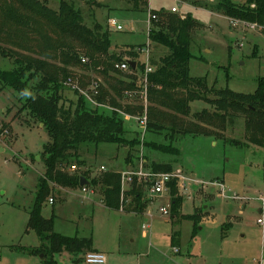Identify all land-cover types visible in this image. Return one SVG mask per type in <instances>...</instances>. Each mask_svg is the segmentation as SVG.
Returning <instances> with one entry per match:
<instances>
[{"label":"rangeland","instance_id":"rangeland-1","mask_svg":"<svg viewBox=\"0 0 264 264\" xmlns=\"http://www.w3.org/2000/svg\"><path fill=\"white\" fill-rule=\"evenodd\" d=\"M40 1L47 2L55 11L60 9L61 0ZM65 1L79 12L84 26L100 25L102 32L111 33L110 53L123 54L127 48L146 47L149 43L152 62L159 64L169 52L150 41L149 32L153 29L150 16L155 14L160 22L168 23L171 14L182 18L190 15L199 24L193 30L190 48L194 56L190 59L192 77H205L209 86L218 90L229 88L237 93L253 94L258 79L264 76L263 36L242 23L234 26L231 19L217 11L219 0ZM234 2L243 5L246 0ZM173 8L178 12L172 13ZM161 13L168 15H159ZM111 18L123 26V32L109 27ZM41 37L54 46L61 41L63 45L71 44V39L61 36L60 32L53 33L48 27L44 31L40 29L27 41L38 44ZM78 52L90 60L84 50ZM124 58L128 60L127 56ZM89 62L91 64V60ZM83 65L70 68V79L65 82L67 101L76 103L79 89H89L94 82L104 87L109 95H115L106 81L104 65L99 69ZM13 68V61L0 57V69ZM125 75L129 74H109L118 80H128ZM32 85L29 83L28 92L35 96ZM1 86L0 264H50L51 256L45 258L44 254L30 252L40 247L41 242L33 231L27 232V225L40 178L46 172L44 147L51 138L42 124L29 125V111L23 110L25 99L11 88L2 91ZM115 98L123 106H143L144 103L140 89ZM205 109H210L205 101L192 103L189 120L196 121L194 114ZM135 117L140 120L142 115ZM137 120L126 121L125 136L130 141L126 147L82 144L80 161L73 163L76 169L63 166L68 174L83 176L89 182L97 180V185L90 184L86 191L82 187L66 191L54 187L55 191L44 205L43 215H57L55 231L92 238L106 255L107 264H264V224L258 223L259 220L264 222V148L248 141L246 117L237 116L224 132L212 137H179L173 144L180 149V156L166 155L147 147L146 143L167 145L171 140L165 133L143 132ZM225 140H236L247 147L240 149L226 144ZM153 162L171 163L174 173H182L184 179H178L179 193L183 197L180 215L197 214V220L173 218L170 192L151 198L148 187L144 188V198L152 200L148 201L143 214L106 208L101 184L104 173L116 172L123 177V173L139 172L141 168L148 173ZM219 185L224 187L225 195ZM131 186L125 183V190H130ZM50 198L54 204L49 202ZM132 201V197H125L126 208ZM163 208L170 214L163 215ZM226 225H231L230 229L223 230ZM178 232L180 245L175 249L171 238ZM84 253L57 254L55 261L56 264H86Z\"/></svg>","mask_w":264,"mask_h":264},{"label":"trees","instance_id":"trees-1","mask_svg":"<svg viewBox=\"0 0 264 264\" xmlns=\"http://www.w3.org/2000/svg\"><path fill=\"white\" fill-rule=\"evenodd\" d=\"M144 5L147 6L146 3ZM216 8L228 18L264 25V0H246L243 5L236 4L234 0H219ZM168 17V23H162L158 18L151 19L153 29L149 32L150 41L167 48L169 54L162 57L159 64L153 62L157 68L149 76L146 131L158 135L165 133L171 141L167 145L151 142L146 143V146L166 155L180 156V149L173 144L179 137H212L224 132L229 122L242 115L246 117L248 141L264 148V76L258 79L253 94L237 93L229 88L218 90L210 87L205 77H192L190 59L194 56L190 48L193 30L199 24L190 15L182 18L171 14ZM46 27L53 33L60 32L61 36L71 39V44L63 45L61 41L54 46L43 40V37L38 44L27 41L28 37L40 29L44 31ZM111 45L110 32H102L100 25L94 28L84 26L82 16L65 0H61L58 11L40 0H0V57L14 63L12 70L0 69L1 90L11 88L18 92L21 99H25L23 110L29 111V125H44L51 138L50 143L44 147L46 172L40 178L36 201L27 225V232L33 231L41 242L40 247L30 252L44 254L45 258L51 256L50 264H56L57 254L90 251L93 244L92 239L68 237L56 232L55 214L50 217L43 215L44 205L55 191L54 187H81L83 176L70 175L63 170V166L79 163L82 144H121L126 147L125 144L130 141L125 136L127 120L123 114L143 116L146 110L145 106H123L115 98H122L124 92L136 89L137 78L125 75L128 80H118L109 76L110 72L122 76L123 73L115 70L114 65L124 61L125 56L136 60L139 53L135 47L125 49L123 54L110 53ZM79 49L84 50L91 60V64H85V67L99 69L100 65H104L106 81L115 93L114 96L109 95L101 86L97 101L112 105L122 114L94 108L78 93L76 103L65 98V82L70 79V68L83 65L84 56L78 52ZM256 55L257 51L254 52ZM31 82L35 96H30L28 92ZM197 101L207 102L211 110L205 109L194 114L196 121H191V104ZM225 143L240 149L247 147V144L236 140H225ZM150 171L155 174L174 172L171 163L156 162L151 163ZM90 184L97 185V180L90 181ZM101 184L104 204L108 209L137 215L145 212L148 204L144 198V188L148 187L146 183L135 179L131 189L123 192L121 174L110 171L103 174ZM169 187L173 218L197 220V214L180 215L183 197L179 193L178 180H173ZM126 196L127 199L133 198L128 208L124 205ZM230 227L226 225L223 230ZM195 234L196 230L193 236ZM171 242L174 248L180 245L179 232L172 235Z\"/></svg>","mask_w":264,"mask_h":264},{"label":"built area","instance_id":"built-area-1","mask_svg":"<svg viewBox=\"0 0 264 264\" xmlns=\"http://www.w3.org/2000/svg\"><path fill=\"white\" fill-rule=\"evenodd\" d=\"M178 10L176 8L172 9V13H177ZM151 19L156 20L157 15L152 14L150 16ZM231 22L234 24V26L238 24H244L245 27H250L252 30L257 31L259 34H261L264 38V25H260L257 23H249L245 22L239 19H232ZM108 25L110 28L114 29L117 32H123V26L119 24V22L111 18L108 20ZM136 51L139 53V58L136 60L133 59H128L124 60L122 62H117L114 67L115 70L133 75L137 77V85L136 89H140V94L142 96V99L144 98V103L143 106L149 105L148 103V85H149V76L153 74L156 70V67L154 66L152 62V52L150 48V44L148 43L146 47L142 48H137ZM90 60L86 57L82 58V63L83 64H89ZM130 62H135L136 66L133 69L132 66L130 65ZM143 67L142 68H140ZM100 86L98 83L94 82L89 89H79L80 95L84 97V99L87 100V102L93 106L94 108H99L103 111L112 113V112H119L121 113L120 110L116 109L112 105L109 104H102L97 101V97L100 95ZM126 94H132V90L129 92H126ZM145 104V105H144ZM147 106H145V113L144 115L140 118V120H137L136 117L123 114L125 117V120L131 121V120H137L140 122L142 126L143 132H146L147 128ZM122 114V113H121ZM73 170L76 169L75 166H72ZM135 179H138L140 182H144L148 185V191L149 195L151 198H156L157 196L163 195L165 192L170 191V183L173 180H178V179H184L182 173L180 171H177L176 173H160V174H155L153 172H144L143 169L139 172H127L123 173L122 177V185H125V183H129L130 185L133 183ZM221 188H223L222 185H219ZM124 188V187H123ZM86 191L87 189L84 188ZM54 200L51 198L50 203L53 204ZM163 215H169V211L166 208L162 209ZM259 224H264L262 220L258 221ZM85 263L86 264H107V257L105 254L100 253V252H89L85 255Z\"/></svg>","mask_w":264,"mask_h":264},{"label":"crops","instance_id":"crops-1","mask_svg":"<svg viewBox=\"0 0 264 264\" xmlns=\"http://www.w3.org/2000/svg\"><path fill=\"white\" fill-rule=\"evenodd\" d=\"M149 6V5H148ZM229 19H231V18H229ZM142 46H144V45H142ZM153 58V57H152ZM154 62V61H153ZM160 62V61H159ZM154 64V63H153ZM154 66L156 67V65L154 64ZM157 68V67H156ZM193 177L195 176V175H192ZM220 182V181H219ZM218 182V183H219ZM125 185H122V188L124 187ZM82 187V186H81ZM88 187L89 186H85V187H82L83 189L85 188V189H88ZM221 188V187H220ZM59 189H62L63 191L65 190H68V189H63V188H59ZM69 190H71V189H69ZM79 190V189H78ZM221 190H222V195H225V192H224V187L223 188H221ZM85 191V190H84ZM125 191H129V190H125V187L123 188V192H125ZM83 193V192H82ZM85 197H87V196H85ZM84 198V197H83ZM88 199H89V197H87ZM51 199V198H50ZM50 199H49V202H50ZM147 200V199H146ZM150 200H152V199H150ZM150 200H147V201H149L150 202ZM103 203H104V199H103ZM53 204H54V202H53ZM107 208V207H106ZM122 211V210H121ZM259 212H261V211H259ZM55 214V213H54ZM55 216H56V219H57V215L55 214ZM61 234V233H60ZM63 235V234H62ZM65 236H67V235H65ZM68 237H73V236H68ZM74 237H77V236H74ZM82 238H85V237H82ZM87 239H92V238H87ZM93 240V239H92ZM176 249V248H175ZM83 252H85L84 254H82L83 255V257H84V262H85V255L87 254V253H89V252H100V253H103L102 251H100L99 249H98V247H97V245H95L94 244V241H93V244H92V249L90 250V251H83ZM64 253H67V252H64ZM64 253H62V254H64ZM79 254H81V253H79ZM104 254V253H103Z\"/></svg>","mask_w":264,"mask_h":264},{"label":"water","instance_id":"water-1","mask_svg":"<svg viewBox=\"0 0 264 264\" xmlns=\"http://www.w3.org/2000/svg\"><path fill=\"white\" fill-rule=\"evenodd\" d=\"M130 65L134 69L135 66H136V63L135 62H130ZM42 126H44V125H42ZM80 186H82V187L90 186V182L86 178L82 177Z\"/></svg>","mask_w":264,"mask_h":264}]
</instances>
